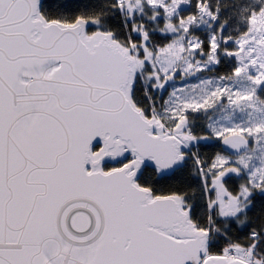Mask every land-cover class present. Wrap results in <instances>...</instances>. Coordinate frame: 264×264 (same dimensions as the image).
Wrapping results in <instances>:
<instances>
[{"label":"snow or ice","instance_id":"snow-or-ice-1","mask_svg":"<svg viewBox=\"0 0 264 264\" xmlns=\"http://www.w3.org/2000/svg\"><path fill=\"white\" fill-rule=\"evenodd\" d=\"M0 264H264V0H0Z\"/></svg>","mask_w":264,"mask_h":264}]
</instances>
